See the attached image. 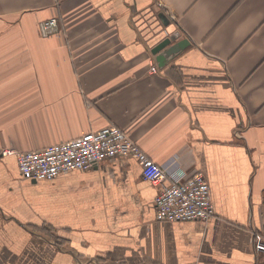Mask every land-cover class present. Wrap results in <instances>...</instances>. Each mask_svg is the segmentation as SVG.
<instances>
[{"label":"crops","instance_id":"0c3cea01","mask_svg":"<svg viewBox=\"0 0 264 264\" xmlns=\"http://www.w3.org/2000/svg\"><path fill=\"white\" fill-rule=\"evenodd\" d=\"M174 33L187 44L160 67ZM107 126L201 172L215 215L157 220L159 187L129 157L38 181L0 156V264H264V0H0V148Z\"/></svg>","mask_w":264,"mask_h":264},{"label":"built area","instance_id":"2783aa9c","mask_svg":"<svg viewBox=\"0 0 264 264\" xmlns=\"http://www.w3.org/2000/svg\"><path fill=\"white\" fill-rule=\"evenodd\" d=\"M37 28L41 37H49L58 31V20L55 17L42 20ZM150 71H157L154 64L150 65ZM10 154L16 156L18 172L24 179L38 181L52 180L70 170H88L107 158L129 157L139 165L142 178L159 187L153 202L157 220L206 222L215 215L210 189L201 172L187 175L185 171L169 170L154 163L117 126L90 131L34 151L0 148V156ZM252 246L255 252L264 253V225L252 232Z\"/></svg>","mask_w":264,"mask_h":264},{"label":"water","instance_id":"95a60500","mask_svg":"<svg viewBox=\"0 0 264 264\" xmlns=\"http://www.w3.org/2000/svg\"><path fill=\"white\" fill-rule=\"evenodd\" d=\"M160 19L164 24L167 23L164 17H161ZM177 37V33L169 35L168 37L160 41L157 45H155V47H153L152 54L157 55V60L160 67L163 66L166 58L175 55L176 53L181 51L187 44V41L183 39L170 46L171 41L175 40Z\"/></svg>","mask_w":264,"mask_h":264}]
</instances>
